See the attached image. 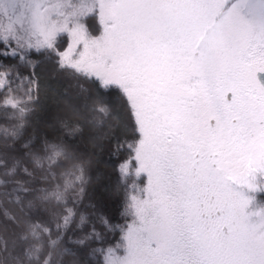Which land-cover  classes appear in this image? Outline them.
<instances>
[{"label": "snow or ice", "instance_id": "1", "mask_svg": "<svg viewBox=\"0 0 264 264\" xmlns=\"http://www.w3.org/2000/svg\"><path fill=\"white\" fill-rule=\"evenodd\" d=\"M41 59L97 88L82 111L68 105L69 136L103 123L113 91L134 123L120 167L131 222L96 218L119 228L113 247H92L101 234L75 207L85 161L66 142L23 139L55 90ZM0 118V196L15 209L0 264H88L89 249L102 264H264V0H0Z\"/></svg>", "mask_w": 264, "mask_h": 264}, {"label": "trees", "instance_id": "2", "mask_svg": "<svg viewBox=\"0 0 264 264\" xmlns=\"http://www.w3.org/2000/svg\"><path fill=\"white\" fill-rule=\"evenodd\" d=\"M94 21L87 18V23ZM66 45V44H65ZM54 62V61H53ZM37 66L41 67V76L49 81H56L55 90L41 92L39 103L29 115L24 129L23 139L29 138L60 140L68 143L73 150L85 161L88 183L84 187L82 199L75 205L84 215L92 218L101 239L92 243L94 248L113 247L120 242L121 232L119 228L109 230L103 228L99 216L104 217L111 225H124L131 222V217L124 214L131 194V185H126L125 177H122L120 167L131 157L128 144L134 142L136 133L133 131L134 123L123 103L120 93L113 91L107 99L112 101L111 112L108 117H102L103 123L92 126L88 120H81L80 132L69 136L68 131L61 124V117L68 111L71 104L78 110H83L86 103L90 104V98L97 93L96 86L89 80H77L67 75L53 72L50 63L46 60H38ZM28 75L32 69H20ZM22 94V93H21ZM6 122L0 118V125ZM14 123V122H10ZM133 163H135L133 161ZM143 177H136L135 183L139 186ZM3 189H0L2 192ZM264 201V194H258ZM15 211L11 204H6L0 196V221L3 220V211ZM91 226L88 231L91 232ZM82 235L80 229L76 234H70L68 247ZM77 247H83L77 245ZM70 260V257H65ZM88 264H102L103 257L91 254L85 258Z\"/></svg>", "mask_w": 264, "mask_h": 264}, {"label": "rangeland", "instance_id": "3", "mask_svg": "<svg viewBox=\"0 0 264 264\" xmlns=\"http://www.w3.org/2000/svg\"><path fill=\"white\" fill-rule=\"evenodd\" d=\"M87 26L89 27L90 32H92L94 35H99L102 31V25L99 23L98 18L94 19V21H90V24L87 23ZM66 46L67 45H65V47ZM258 199L262 200L260 197H258Z\"/></svg>", "mask_w": 264, "mask_h": 264}]
</instances>
